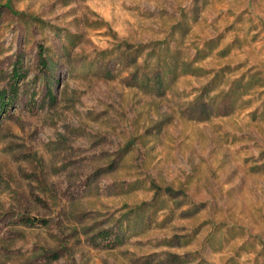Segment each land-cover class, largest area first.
Masks as SVG:
<instances>
[{"label":"rangeland","instance_id":"1","mask_svg":"<svg viewBox=\"0 0 264 264\" xmlns=\"http://www.w3.org/2000/svg\"><path fill=\"white\" fill-rule=\"evenodd\" d=\"M0 92V264H264V0H0Z\"/></svg>","mask_w":264,"mask_h":264},{"label":"trees","instance_id":"2","mask_svg":"<svg viewBox=\"0 0 264 264\" xmlns=\"http://www.w3.org/2000/svg\"><path fill=\"white\" fill-rule=\"evenodd\" d=\"M19 75V73H16V76ZM5 105V94L3 92H0V113Z\"/></svg>","mask_w":264,"mask_h":264}]
</instances>
